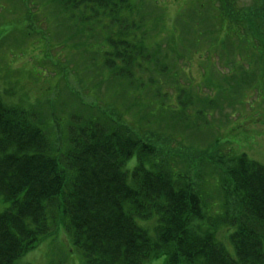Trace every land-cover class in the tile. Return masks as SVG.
<instances>
[{"label":"trees","instance_id":"1","mask_svg":"<svg viewBox=\"0 0 264 264\" xmlns=\"http://www.w3.org/2000/svg\"><path fill=\"white\" fill-rule=\"evenodd\" d=\"M64 2L109 15L110 23L102 24L109 33L103 42L112 46L113 56L99 64L101 82H126L128 89L141 92L134 97L137 104L145 99L155 105L154 75L166 71L158 63L159 45L151 46L143 33L133 31L138 23L133 0ZM212 3L216 8L210 16L181 11L176 29L182 23L203 28L196 34L192 27L189 44L183 46L210 42L211 52L240 37L254 43L264 59V0L242 7L236 0ZM205 19L210 29L200 24ZM146 50L150 60L138 61L136 55ZM138 70L152 71L150 99L142 98L146 81L140 82ZM98 109L99 116L72 126L68 150L56 157L57 143L50 141L36 114L8 105L0 96V207L10 205L0 213V264H15L48 233L49 204L55 209L52 216L67 226L88 264H145L161 257L165 264H264L263 164L246 155L216 156L210 162L205 156L208 150L187 156L186 164L175 162L180 152L170 146L171 139L131 128L107 107ZM204 162L223 169L228 197L223 223L206 213L202 175L192 172ZM227 219L237 230L229 236L226 229L222 237L221 229L230 226Z\"/></svg>","mask_w":264,"mask_h":264},{"label":"rangeland","instance_id":"2","mask_svg":"<svg viewBox=\"0 0 264 264\" xmlns=\"http://www.w3.org/2000/svg\"><path fill=\"white\" fill-rule=\"evenodd\" d=\"M236 1L238 7L259 2ZM140 2L142 6L145 5L148 19H153L149 30L155 37L152 39L161 45L162 55L159 58L163 57L169 63V74L154 75L158 81L155 86L167 91L165 84L184 83L186 94L183 97L189 95L191 102H194L191 109L171 114V109L180 108L166 105V116L159 121V116L149 115V120L145 103L137 104L134 100L135 95H141V92L135 90L133 94L126 82L105 81L103 84L91 67L93 54L83 44H87L90 51H98L99 37L98 31L90 37L83 32V26L78 27V24L85 23L87 11L65 10L61 5L51 3V0H0V90L4 99L16 106L34 108L51 130L59 125L58 121H68V114L75 113L77 108L84 109L87 114H98L99 107H107L116 110L121 119L130 124L140 122L139 116L146 112L141 124L147 125L151 121L154 130L168 133L177 138L181 145L184 143L202 152L210 145H223V141H226L224 149H220L222 153L245 152L264 163V87L260 85H264V59L258 56L254 43L234 37L233 43L228 42L220 50L213 48L211 52L207 46L210 42L200 48L182 46L189 44L186 41L192 27L193 33L201 32L203 28L199 24L184 26L182 23L181 29H176L174 19L177 20L179 11L189 13L196 10L203 17L206 14L210 16L215 11L216 3L211 0ZM161 18L163 21H160ZM208 19L200 22L205 29L211 28ZM175 25L177 27L176 22ZM169 43L172 47L167 45ZM66 68L73 70L74 77L69 73V81L61 76V71L65 72ZM151 72L138 75L149 83V88L152 87L149 81ZM248 76L251 78L245 80ZM253 80L258 82L253 83ZM123 87L125 91L129 90L130 96L120 94ZM173 87L176 92L172 96L178 102L179 86ZM215 87L223 89V92L216 94ZM149 88L145 85L142 98L153 97ZM212 98L216 99V107L206 103L207 99ZM40 100L43 104H39ZM89 101H94L96 105L89 104ZM172 103L175 104L174 101ZM201 106L210 111L206 112L207 116L202 117L197 112ZM61 130L66 138L65 130ZM227 140L233 141L232 144ZM175 162H179V157L175 158ZM132 163L136 164V158ZM201 169L205 204L215 205L209 213L213 216L219 214L223 219L221 205L225 193L217 184L221 173L209 163L203 164ZM226 229L233 231L225 226L220 231L222 237L227 234ZM62 231V225L57 223L52 237L41 241L37 249L17 259V264H82L80 255L72 250L74 245L69 235ZM164 261L165 257H161L148 264H164Z\"/></svg>","mask_w":264,"mask_h":264}]
</instances>
